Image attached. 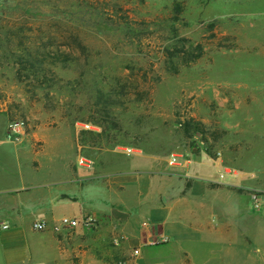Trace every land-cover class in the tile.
<instances>
[{"label":"rangeland","instance_id":"obj_1","mask_svg":"<svg viewBox=\"0 0 264 264\" xmlns=\"http://www.w3.org/2000/svg\"><path fill=\"white\" fill-rule=\"evenodd\" d=\"M1 2L0 18L24 23L30 47L62 61L49 67L48 90L25 88L0 50L6 139L45 155L24 153L26 167L126 147L199 156L222 175L210 186L224 189L223 233L242 249L222 264H264L252 255H264V0ZM238 208V228L227 227ZM63 229L69 252L98 239L93 225ZM105 244L110 254L95 246L97 259L124 261Z\"/></svg>","mask_w":264,"mask_h":264},{"label":"crops","instance_id":"obj_2","mask_svg":"<svg viewBox=\"0 0 264 264\" xmlns=\"http://www.w3.org/2000/svg\"><path fill=\"white\" fill-rule=\"evenodd\" d=\"M7 124L0 117V223L9 225L0 231V264H110L95 256V246L110 254V241L125 257L111 264H222L235 243L242 250L233 233L227 239L223 233L218 210H225V191L210 186L219 185L220 172L199 156L177 155L187 162L169 165L170 156L126 147L99 157H58L56 166L34 160L26 167L24 153L45 155L6 139ZM81 159L84 166L77 164ZM239 210L227 227L238 228ZM63 217L92 220L99 229L95 246L67 251ZM34 221L47 222L48 229L33 230ZM252 255L264 261L260 251Z\"/></svg>","mask_w":264,"mask_h":264},{"label":"trees","instance_id":"obj_3","mask_svg":"<svg viewBox=\"0 0 264 264\" xmlns=\"http://www.w3.org/2000/svg\"><path fill=\"white\" fill-rule=\"evenodd\" d=\"M0 6L2 12L6 11L5 2H1ZM24 26V23L6 21L0 18V50L4 52L2 54L4 57L9 56L13 64L16 65L15 79L19 83L23 84L25 88H29L32 82H36L44 90H48L51 86V81L46 79V74L50 72V66L62 62L61 57H55L45 52L44 48L42 50L41 47H30L31 45L26 42L27 37L23 35ZM14 43L16 49L13 48ZM40 80L41 82H39ZM8 120L13 122L9 115ZM188 130L189 127L185 132L187 133Z\"/></svg>","mask_w":264,"mask_h":264},{"label":"built area","instance_id":"obj_4","mask_svg":"<svg viewBox=\"0 0 264 264\" xmlns=\"http://www.w3.org/2000/svg\"><path fill=\"white\" fill-rule=\"evenodd\" d=\"M8 138H11L8 136ZM127 153H130L132 150L131 149H126L125 150ZM182 156L178 157L177 155H172L170 156L169 159V165H182L184 162H187L186 159H184ZM83 159L78 160L77 164L79 166H84L83 163ZM220 176H222L220 174ZM91 225H93V221L90 219H86L83 221H77V220H73L67 217H63L60 219L59 221V226L61 228H69V229H75L77 227H90ZM141 226H144V223H141ZM9 229V225L5 224V223H0V231H5ZM32 229L35 231H46L48 229V224L45 221H34L32 223ZM115 244H117V242H115Z\"/></svg>","mask_w":264,"mask_h":264}]
</instances>
